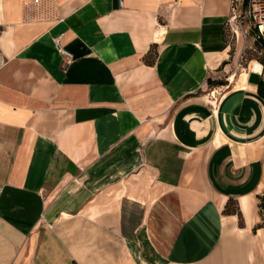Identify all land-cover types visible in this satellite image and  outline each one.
I'll return each instance as SVG.
<instances>
[{"label": "crops", "instance_id": "0c3cea01", "mask_svg": "<svg viewBox=\"0 0 264 264\" xmlns=\"http://www.w3.org/2000/svg\"><path fill=\"white\" fill-rule=\"evenodd\" d=\"M231 1L0 0V264H264V64L210 86Z\"/></svg>", "mask_w": 264, "mask_h": 264}, {"label": "rangeland", "instance_id": "374dc122", "mask_svg": "<svg viewBox=\"0 0 264 264\" xmlns=\"http://www.w3.org/2000/svg\"><path fill=\"white\" fill-rule=\"evenodd\" d=\"M231 57L229 61V67L226 68L225 72L219 74V79L212 82L210 86L212 89L213 87H217L219 85H228V81H231V75L237 73H243L247 70V66L250 61H253L251 67L255 65H259V63L264 64V48H261V44L255 43L254 39L252 38V33L249 32L247 35H243L239 32L238 37L231 38ZM218 84V85H217ZM230 84H232L230 82ZM215 94V93H214ZM264 195L262 193L260 196ZM260 199L258 198L257 203V214H258V221L254 225V228L260 226L264 228V209L259 207ZM237 206L234 202H230L228 206V211H235ZM242 217L239 216V224L242 225ZM251 241L253 243V250L257 251L262 260H264V230H255L253 234H251Z\"/></svg>", "mask_w": 264, "mask_h": 264}, {"label": "built area", "instance_id": "2783aa9c", "mask_svg": "<svg viewBox=\"0 0 264 264\" xmlns=\"http://www.w3.org/2000/svg\"><path fill=\"white\" fill-rule=\"evenodd\" d=\"M230 15L227 23L230 27L231 36L238 37L239 32L243 35L252 33V38L264 45V0H240L231 1ZM58 52L69 61L72 54L62 45L60 37L54 38Z\"/></svg>", "mask_w": 264, "mask_h": 264}, {"label": "bare ground", "instance_id": "6f19581e", "mask_svg": "<svg viewBox=\"0 0 264 264\" xmlns=\"http://www.w3.org/2000/svg\"><path fill=\"white\" fill-rule=\"evenodd\" d=\"M247 72H248V70H247ZM251 72H252V74L253 73H256V71H254V67H251ZM240 75V74H239ZM247 76H248V73H246V72H243L241 75H240V80H239V82L237 83V84H235V74H232L231 75V83L232 84H234L235 86L234 87H240V86H242V84H243V82L246 80V78H247ZM262 187H264V186H260V190L262 189ZM248 197H243V198H241V204H242V208H243V210H244V212L247 214V212H248V208H247V204H248Z\"/></svg>", "mask_w": 264, "mask_h": 264}, {"label": "trees", "instance_id": "16d2710c", "mask_svg": "<svg viewBox=\"0 0 264 264\" xmlns=\"http://www.w3.org/2000/svg\"><path fill=\"white\" fill-rule=\"evenodd\" d=\"M255 43L259 44L260 42L258 40H255ZM261 44V43H260ZM261 48H264V45L261 44L260 46ZM218 85V84H217ZM257 92L259 94H261L262 96H264V79L260 80L258 82V89H257ZM258 198L260 199V204H259V207L264 209V195L262 196H258ZM231 201H228V204L226 205V209L224 210L225 213H232L231 211L229 212L228 211V206H229V203ZM241 214L239 213L238 216H240ZM256 228H260V226L256 227ZM255 230V228H254Z\"/></svg>", "mask_w": 264, "mask_h": 264}]
</instances>
